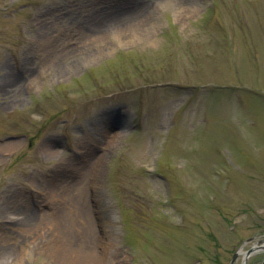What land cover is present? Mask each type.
<instances>
[{"label": "rangeland", "instance_id": "1", "mask_svg": "<svg viewBox=\"0 0 264 264\" xmlns=\"http://www.w3.org/2000/svg\"><path fill=\"white\" fill-rule=\"evenodd\" d=\"M255 244L264 0H0V264H242Z\"/></svg>", "mask_w": 264, "mask_h": 264}, {"label": "bare ground", "instance_id": "2", "mask_svg": "<svg viewBox=\"0 0 264 264\" xmlns=\"http://www.w3.org/2000/svg\"><path fill=\"white\" fill-rule=\"evenodd\" d=\"M139 3H140V1L135 2V3H134V6H136V5L138 6ZM177 5L180 6V4H176L175 6H177ZM178 6H177V7H178ZM181 7H184V6H181ZM134 16H135V15H133V16H132L131 18H129V19L121 20V22H122V24H121V29H120L121 32H122V31H125V30L128 29L127 27H129L130 24H131V22L134 20ZM102 17H104V16H102ZM102 17H101V23H102V19H103ZM99 26H101V25L99 24ZM49 153L52 154V150L49 151ZM113 219H114V217L111 218L112 221H113ZM111 220L109 221L110 223H112Z\"/></svg>", "mask_w": 264, "mask_h": 264}, {"label": "water", "instance_id": "3", "mask_svg": "<svg viewBox=\"0 0 264 264\" xmlns=\"http://www.w3.org/2000/svg\"><path fill=\"white\" fill-rule=\"evenodd\" d=\"M260 249H264V246L263 247H260ZM255 251V248H253L252 250L248 251L246 253V257H245V260H244V264H247V260H248V257Z\"/></svg>", "mask_w": 264, "mask_h": 264}]
</instances>
